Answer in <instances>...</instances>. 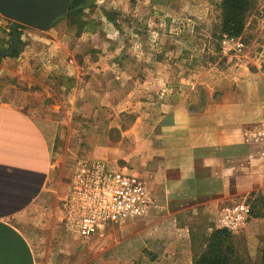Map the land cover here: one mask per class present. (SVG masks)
Wrapping results in <instances>:
<instances>
[{"label":"crops","instance_id":"1","mask_svg":"<svg viewBox=\"0 0 264 264\" xmlns=\"http://www.w3.org/2000/svg\"><path fill=\"white\" fill-rule=\"evenodd\" d=\"M109 1L108 6L99 1L102 9L97 6L85 11L90 6L87 0L79 7L81 11L57 17L44 29L17 25V55L0 56V264H79L76 246L81 241L67 233L63 224L72 167L82 157L111 164L119 158L113 150L122 143L125 167L144 180L152 199L148 214L138 219L139 224L150 223L149 227L157 230L170 222L176 224L178 219L192 218L196 211L208 218L211 212L226 207L222 206L226 199L246 197L256 189H261L264 198V153L256 154L248 140L225 142L220 115L212 107L191 110L183 100H169L154 107L160 113L156 121L139 118L114 149L107 134L97 143L104 144L102 150L80 149L83 143L75 136L70 138L72 152L68 145L66 148L69 139L65 127L70 129L83 121L94 132L102 123L104 131L110 128L107 119L98 122L97 118L102 108L105 113L112 111L118 92L107 87L106 82L112 78L108 81L106 72L120 65L123 68L126 63L110 57L115 46L111 41L100 40V48L94 41L99 34L118 32L114 18H124V13L129 16L131 12L118 9L125 7V0ZM164 3L169 5L168 0ZM149 8H156L151 0H138L133 12L137 17H149L145 12ZM160 8L158 11L165 16L153 12L155 18L170 16L169 6L166 11ZM93 10H100L101 15L94 16ZM12 23L0 14L2 51L10 47L3 34L9 32L12 39ZM163 30L160 23L142 32L132 31L138 39L133 41V48L136 44L145 54L152 46L154 51L152 58L139 56L141 67L166 63L160 58L161 42H147L150 33L159 35ZM107 43L111 48L107 49ZM90 46L102 54L96 52L92 60L81 57ZM115 79L139 83L143 95L153 90V84L162 83L166 94L162 97H177L170 90L177 78L168 73L145 69L130 75L122 69ZM131 92L128 87L124 97L131 98ZM130 104L126 100L121 107L124 105L125 111ZM68 164L71 169L67 182ZM205 225L204 231L212 230L210 223ZM181 240L177 235L164 238V242ZM170 252V257L175 256V250Z\"/></svg>","mask_w":264,"mask_h":264},{"label":"rangeland","instance_id":"2","mask_svg":"<svg viewBox=\"0 0 264 264\" xmlns=\"http://www.w3.org/2000/svg\"><path fill=\"white\" fill-rule=\"evenodd\" d=\"M99 1L90 0V6L85 11L95 9L97 6L102 9L103 5L108 6L110 3L109 0H103L102 5ZM166 1L151 0L156 8L145 10L149 18L137 17L133 12L137 8L138 0H125V7H118V9H128L131 14L126 16L127 14L124 13V18H114L118 32L96 36L94 41L96 47L102 46L100 40L101 42L111 41L115 46L112 48L110 57L117 59L119 63L120 59H123L126 63L123 68L120 65L106 72L107 80L112 78L111 82L109 80L106 82L107 87L110 85L118 92L113 99L112 111L105 113L102 108L97 118L98 122L107 119L110 128L104 131L102 123L94 132L88 126L89 124L83 121L70 129L65 127V136L69 139L66 148L68 145L72 152L70 138L75 136L83 143L80 149L84 151L87 149L90 152L102 150L101 145L104 144L97 143H100L99 139L107 134L110 146L114 149L124 132L131 131L139 118L148 122L157 120L160 113L154 107L169 100L177 102L183 100L186 107L191 110L212 107L213 111H217L220 115L218 116L219 127L224 131L225 142L248 140L255 146L256 154L264 153V0H256V6L247 20L245 31L239 38H229L221 32V0H168L169 5L164 3ZM148 6H151L150 3ZM160 6L163 11H166L169 6L170 16L164 18L163 12L158 11L161 9ZM80 9L77 8L76 13L81 11ZM153 12L163 15L162 19L155 18ZM97 13L101 15L100 10H93L94 16ZM120 14L121 12L117 15L121 16ZM158 22L163 25L164 30L159 35L150 33L147 42L150 44L153 41L161 42L160 58L167 61L161 66H152L148 63L150 66L141 67L139 56L144 53L138 50L136 44L133 48V41L138 39L132 31L142 32L145 29H151L159 25ZM3 35L7 39L6 46L9 47L12 40L10 33ZM108 48L111 47L107 43ZM88 50L90 52L86 51V54L81 57L92 60L96 58V52L102 54L101 50L91 46ZM148 52L143 56L152 58L154 56L152 46L148 48ZM122 69L125 74L130 75L143 73L147 69L155 73L162 72L175 76L177 79L171 83L170 90H173L171 94L176 95V99L162 97V94L166 95L163 92L162 83L153 84V90L151 89L148 95L139 92L140 87L137 86L139 84L137 82L121 83L122 81L115 77H119ZM85 71L100 72V70L87 69ZM146 73L149 75V71ZM97 85L101 87L99 83ZM128 87L132 89L131 98L124 97V91ZM158 91H161L160 94ZM126 100L131 101V107L126 106L128 109L124 111L125 103L121 107V102ZM208 126L216 128L215 125ZM87 139L90 140L89 144ZM115 149L113 154L119 158L110 162V165L123 171H130L124 165V143ZM66 168L68 171L65 179L68 182L70 164ZM260 196L263 197L261 189H256L246 197L243 195L234 200L226 199L222 206L244 203L250 211L252 203ZM193 204L196 205L197 202ZM219 210L220 208L209 212L208 218L200 211H196V215L192 218L178 219L176 224L170 222L159 228L156 227L157 230L149 227L150 223L139 224L138 219L107 226L87 244L78 243L76 250L80 257L79 264H194L196 258L204 252L211 233L219 229L216 223ZM59 217L62 221V214ZM206 222L212 226L211 231H204ZM231 234L242 258L241 264H264V216L253 218L248 213L243 229ZM174 235L181 237L182 240L164 242V238L167 240ZM170 250L176 251L175 256L170 257L172 256Z\"/></svg>","mask_w":264,"mask_h":264},{"label":"built area","instance_id":"3","mask_svg":"<svg viewBox=\"0 0 264 264\" xmlns=\"http://www.w3.org/2000/svg\"><path fill=\"white\" fill-rule=\"evenodd\" d=\"M151 205V195L140 176L103 160L82 157L73 166L63 224L67 233L87 244L107 226L144 217ZM248 213L246 204L224 207L218 228L237 233L246 225Z\"/></svg>","mask_w":264,"mask_h":264},{"label":"trees","instance_id":"4","mask_svg":"<svg viewBox=\"0 0 264 264\" xmlns=\"http://www.w3.org/2000/svg\"><path fill=\"white\" fill-rule=\"evenodd\" d=\"M256 6V0H221V32L229 38L243 35L247 20ZM18 51L13 53L16 56ZM253 218L264 216V198L257 197L250 207ZM264 260V259H263ZM242 258L234 245L231 232L214 230L207 240L204 252L194 264H241Z\"/></svg>","mask_w":264,"mask_h":264},{"label":"water","instance_id":"5","mask_svg":"<svg viewBox=\"0 0 264 264\" xmlns=\"http://www.w3.org/2000/svg\"><path fill=\"white\" fill-rule=\"evenodd\" d=\"M60 4V0H0V14L13 22L11 45L5 51L0 50V56L9 57L16 51L19 45L18 24L44 29L58 17L55 11Z\"/></svg>","mask_w":264,"mask_h":264},{"label":"flooded vegetation","instance_id":"6","mask_svg":"<svg viewBox=\"0 0 264 264\" xmlns=\"http://www.w3.org/2000/svg\"><path fill=\"white\" fill-rule=\"evenodd\" d=\"M61 4L55 13L58 17L68 16L72 11L79 9L80 6L86 3L87 0H60Z\"/></svg>","mask_w":264,"mask_h":264}]
</instances>
